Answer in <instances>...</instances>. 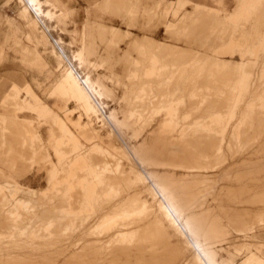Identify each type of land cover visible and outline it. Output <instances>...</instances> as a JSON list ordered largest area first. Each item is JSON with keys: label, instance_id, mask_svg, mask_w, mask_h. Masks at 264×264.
<instances>
[{"label": "rangeland", "instance_id": "1", "mask_svg": "<svg viewBox=\"0 0 264 264\" xmlns=\"http://www.w3.org/2000/svg\"><path fill=\"white\" fill-rule=\"evenodd\" d=\"M5 1L6 0H0V51L2 52L0 59V99L9 92L12 84L11 81L7 79L6 72L17 70L23 76V80L19 81V85H22L24 81L32 82V78L34 77L38 79L40 83L39 87L34 83H32V86L36 93L44 99L42 100L50 106L55 99L47 98L46 92L52 87L56 79V74H52L50 78H47L45 74L38 75L36 70L24 66L19 61V54H17L19 46H15L9 41H4V35L9 33V27L6 25L5 19H10L20 25L21 45H29L23 35L26 31V27L24 21L17 16L16 5L12 2L9 6L2 7ZM17 1L19 6H21L23 0ZM154 1L156 0H112L113 3L119 4L120 7L111 9L107 8L103 3L100 9L105 14H101L95 9H90L88 6L89 3L86 0H67V4L73 9V12L68 13L65 17L60 16L57 18L63 25H58V27L55 28L59 30L63 29V34L60 36L64 41L68 42L72 37L70 31L79 30L84 17H95L96 15H102L104 17L105 22L101 23L105 28L96 26L92 21H89L91 27L86 28L83 37L84 44L88 47L86 49V55L91 59L96 58L97 53L95 51L98 49L102 57L100 56L98 64L88 62L87 64L84 63V65H81L86 68L85 71H88L86 72L85 78L81 77L76 68L72 66L76 74L82 79L84 84L89 87L91 92L93 91L92 93L97 97L99 108L108 118H110L109 116L113 113L110 112L111 108L115 106L117 108L119 106L117 103L118 101L114 99V103H111L109 100H111L113 93L106 89L103 91V86L100 85H98V88L102 90L96 89L97 85L94 84L95 82L91 78L102 79L104 74L110 72L111 76L107 81L110 82L109 85H111V90L115 86L118 89H123V105L130 106L131 89L132 91L138 90L137 96L134 95L135 101H133L132 105H134L135 111L138 112L137 114L143 116V120H145V118H148L147 120L149 121L151 120L148 126L144 124V121H141V124L144 126L145 134H147L146 130L150 129L151 125L155 127L157 122L162 120V124L165 123L167 129H176L175 133L184 134L183 140H185L187 146L189 145L188 143L191 142L190 145L194 147L192 151H195V153L200 152L199 154L203 157L197 158V164L205 166L208 173L203 175L198 174V178H196L197 180L195 181L201 186L200 191L197 190L198 194L195 192V200L197 202L195 207L198 209V212L205 210L208 211L212 218L219 216L221 218L220 222H224V224H228L227 222H238L235 224L236 226L226 227V237L231 235H248L250 233L248 231V226L251 222H256L258 217L257 214L263 215L264 217V111L263 113H261L262 110L260 111L263 115L257 113L258 116L261 115L260 117L262 119L258 117L259 119L256 118V120L254 119L253 121L252 117H257V114L254 112H259L260 107L256 106L258 111L256 109L253 110V114L256 115L250 114L252 112L249 113L246 109L251 99H257L259 101L264 99V78L260 77L263 70L262 62H264V53L260 52L261 54L257 59H250L248 58L250 57L249 54H246L247 56L244 60H241L240 53L242 50L253 48L254 46L257 47V45L263 41L264 0H254V5L251 7L247 16L239 13L243 2L246 0H224L226 6H224L222 0H212L215 6H213L210 0H200V2L212 7H226L228 12L233 10L229 14H223L215 9L206 10L208 8L193 14V6L187 8L179 6L175 8L174 4L170 5L167 2H165L166 4L163 5L162 9L161 7L154 9ZM43 4L44 6H52L50 3L47 4L44 2ZM43 4L41 2L38 4L40 10H42L41 5ZM28 9V6L27 8H22L21 16L26 17L27 12L30 10ZM44 14L43 16L48 20H55V15L50 11H46ZM75 19H77V21ZM110 19H113V21ZM54 25L56 26L57 24L55 23ZM111 26L121 31V36L123 38L118 43L113 42L112 34L108 32ZM126 30L131 31L132 35L130 34V38L126 37V34L129 32L124 34ZM54 35H56V33ZM145 35H151L157 40H162V43L168 44L161 45V48L164 47L165 49L163 48L162 51L160 49L157 51V53L159 52L161 54H158L160 62L154 66V69L163 66L164 69L162 68L159 70L160 72L158 71L160 74L155 71L153 73L154 76L145 73L144 75H148V77L142 76V71L148 64H150L151 67L153 65L150 57L143 55V53L147 51L145 50L146 47H151V49H155L154 53L157 54L155 45L157 46L160 44H158V42H153L150 38L143 37ZM105 38H109V42H106ZM135 40L140 41L139 46L137 45L138 47H136ZM230 40L239 41L241 47L238 49V53L236 52L234 58V61H238V69H232L228 72L218 69L217 64L211 59H229L228 55L224 54V51ZM74 47L76 48L77 46L74 45ZM170 50L172 52H170ZM160 51H164L165 54ZM165 51L169 52L166 53ZM162 54L164 56H162ZM133 57L136 58L135 61L132 60ZM131 62H133L134 66V73L131 77L134 79L132 87L130 86L131 80L128 79L127 83L129 82V84L125 86L119 87V85H115L113 71L120 74L118 79L123 81L124 70L126 71V69L131 66ZM100 64H103V66L100 67ZM69 68L62 70V73L64 72L65 75ZM259 69L261 70L259 71ZM97 71L100 75L93 77L92 73H97ZM212 73H214L213 76ZM157 74L159 75L157 76ZM221 75L223 79H221ZM253 81L255 82L253 83ZM17 89L18 88L14 89V91H10L7 97L4 98V102L0 103V169L4 170L2 173L0 172V183L9 181L11 183L16 182V184L21 186L24 185V187H31L32 189H47L52 174L51 170L53 168L56 166H59V168H68L69 161L81 153L86 154L89 151L88 148H91L92 145L82 139L79 141L80 143L76 141L78 147L80 145L78 148L79 150H76L73 149L74 142L67 138L63 147L60 148L61 152L65 153V155L61 156L59 164L55 166L51 164V158L49 157L51 148L55 157L56 150L53 146L54 140L51 138L47 139L48 128L51 126L55 130V132H52L55 138L61 137L62 132L58 125L60 122L54 116L51 117L52 111H45L42 108L43 104H41L39 100L36 101L35 96L33 97L26 88L21 91ZM254 90H256V92ZM22 92L25 95H23ZM252 92L253 95L251 94ZM121 94V91H116V97H120ZM189 95L194 97L191 99ZM259 95L261 96L259 97ZM52 96L62 103L61 106H54V109H52L53 111L55 110L54 112L58 115L66 112L69 108H75L73 118H78L79 121L77 119V125L75 127H69L74 133H76V129L83 127V125L87 123L86 127L89 126L97 130L103 136V143L105 146H113V140H116V143L120 146V141L114 138L115 136L112 133V129L106 123L107 120L103 119L102 115V121H99L97 117H93L92 113L86 115L84 111H81V109L77 107V104L72 99L71 93L66 100L58 98L55 90ZM256 96L257 98H255ZM30 99L32 101H30ZM200 103L203 106H201ZM112 104H114V106H112ZM33 106L35 108H33ZM170 109L173 111H170ZM244 112H247L248 115ZM2 114L5 115L2 116ZM244 114H246V116H244ZM250 115L252 117H249ZM155 118L157 119L155 120ZM25 120H27V122H25ZM175 120L177 121L175 122ZM247 120L249 121L246 122ZM256 121L259 122L257 123ZM97 126L100 127L96 128ZM180 128L184 129L181 131ZM179 130L181 133H179ZM38 134L42 137L43 141L39 142L37 138ZM169 141V139L164 138V146L169 145ZM134 144H137V142ZM84 146L87 149H85ZM229 148L231 150H229ZM235 150L238 151L236 152ZM102 155L103 154H94L93 161L96 159V162L91 160L92 162L90 161V165L98 163V159H102L99 160L98 163L100 166L102 163L110 161L109 157L107 158L105 155ZM35 156H43L45 164L32 163L31 161ZM224 160L228 162L225 163ZM21 161L24 163L21 164ZM114 161L119 162V164L123 162V165H118V168L120 167V170L124 168V171H129L128 167H126V162L123 160L120 161L119 157ZM222 164L225 165V168L223 167L218 170L215 168V166L219 167ZM40 166H43L42 170H39ZM21 167L25 168V172H21ZM192 176L187 177L190 178ZM67 184H69V182H65L63 179L57 181L58 188L55 190L53 189L52 192L49 193L51 196L48 197L53 204H45V200L35 201L30 204L35 208V213L33 212V214L27 215L24 220H21V217L16 222L13 220H5V216H2V210H0V264H51V262L53 264H67V262L68 264H89L92 259H95L96 255V259L97 261L99 260L100 264H122V262H126L127 264H200L195 260V255L193 258L192 252L188 251V253L184 251V241L170 230L168 222L163 215H159L161 224L155 229L157 234L155 232L153 234H156V237L151 236V239L148 240L149 237H144L142 235L143 232L146 231V228L153 229V226L145 225V227H134L133 231L136 232V235L132 238L131 244H127L123 249L119 246L113 250L107 249L106 247L109 245L107 239L103 238L104 240L100 239L98 241L94 238L95 236L90 234L91 230H87L100 220H98V218L101 217L106 210H109L112 208L111 206L117 203L119 204L122 197L128 198L137 193L139 197L147 195V198H149L148 192L132 188L123 190L121 185L116 183L114 185L116 186L115 189L118 190V193L120 192L119 194L123 193L122 197L119 196L115 198L117 199L116 203L114 202L115 200L110 203V200L106 201L103 198V203H97L93 201V199L88 201L81 195L80 202L70 206L69 204L72 203L71 196L79 197L80 191L71 189ZM115 189L106 190L102 188L96 191V193H99V195L102 193V195L108 197L109 194L107 193L113 194ZM5 193L8 192L6 191ZM199 195H201V199L203 198L204 203L202 201L198 202L200 199ZM39 201L43 203L40 204ZM200 204L202 205L200 206ZM115 206L114 207L118 208L119 211L126 208L123 205ZM10 207L12 206H9V208ZM153 207L155 208V204L151 205V209H154ZM0 208L2 207L0 206ZM3 208L7 209L8 207ZM41 208H45L46 212L41 210ZM70 208L77 209L78 213L67 211ZM19 213L21 216L20 209ZM64 213L70 216L66 219L64 215H62ZM77 217H79L81 222H74V218ZM35 218L38 220H35ZM60 218L63 221H61ZM51 221H55L52 222L53 224L55 223V225H52L53 227L49 229V232H46V230H43V226ZM75 223L81 228L74 229V231L72 226L75 225ZM82 226H84L85 229ZM161 227H164L165 236L167 237L163 235V232L160 233L161 229H163ZM33 228L34 230L40 231H38V233L36 232L37 237L29 235V230ZM261 230H263V228ZM51 231L55 234L53 232L50 233ZM139 237L141 238L139 239ZM89 240L90 242H88ZM246 240L249 239L245 237L232 239L235 243ZM214 248H216L215 244ZM101 249L104 250L102 251ZM142 249L146 251L144 252ZM73 251L74 253L76 252L74 255ZM104 251L109 253H105ZM87 252H89V254ZM261 254L263 255L264 252ZM87 258H90V261ZM242 258L243 255L236 256L235 262L238 263Z\"/></svg>", "mask_w": 264, "mask_h": 264}, {"label": "bare ground", "instance_id": "2", "mask_svg": "<svg viewBox=\"0 0 264 264\" xmlns=\"http://www.w3.org/2000/svg\"><path fill=\"white\" fill-rule=\"evenodd\" d=\"M23 1L27 4L28 8L31 11H33V13L35 14L37 20L40 21L42 16L45 15V14H44V11L39 9V6H38V4H40L39 0H23ZM37 2H38V4H37ZM109 2H110V0H109ZM109 2H107V3H109ZM45 3L49 4L48 2H45ZM104 4H106V3L104 2ZM164 4H166L165 1L156 0L153 3V5L155 6L154 9H158V7H161V9H162ZM169 4L172 5L173 3H169ZM253 5H254V0H246V1H244L242 6H241V9H240L239 13L247 16L249 14V11H250V9H251V7ZM193 7H194V9L192 11L193 14L200 12V10H202V9H206V7H200V6H197V5H194ZM209 9L212 10L211 8H208L206 10H209ZM177 11H179V10H177ZM204 12H205V10H204ZM176 18H177V16H176ZM195 18H197V17H195ZM109 33L112 34V38H113V42L114 43L120 42V40L123 38L121 36V31L118 28H116V27L111 26L109 28ZM126 37L130 38V33H127ZM146 37H148V36H146ZM152 40L154 42V39H152ZM263 41H264V38H263ZM263 41L261 43H259V45H257V47L254 46L253 48L242 50L241 53H240L241 54L240 55L241 60H244L246 58V56H247L246 54H249L250 57H248V58H250V59H252V58L253 59H255V58L257 59L262 52L264 53V43H263ZM155 44H157V43H155ZM171 46H173V45H171ZM171 46H170V48H171ZM240 47H241V44L239 43V41L236 42V41L230 40L228 42L226 50L224 51V54H227L229 59H222V60L220 58H219L220 60H215L213 58L212 59L210 58V59L214 63H216L218 69H221L222 71L226 70V71L229 72L232 69L236 70V69H238V66H237V64H238L237 62L238 61L237 62L234 61V58L236 56V52L239 51L238 49ZM163 48H161V45H158L156 47V53H157V51H159V49L162 51ZM152 49H151V47H146L145 50H147V51H145V53H143V55L149 56L151 61H152V65H153L152 69L148 70L146 72V74L149 73V74L153 75V73L155 71H157V73H159L160 72L159 70H161L162 68L159 67L160 69H154L155 68L154 66L160 62V58H159V55H158L160 53L158 52L157 54H155L154 53L155 49L154 48H152ZM165 52L167 53L169 51H165ZM170 52H172V51L170 50ZM161 53H164V51L161 52ZM162 56H164V55L162 54ZM202 58H203V56H202ZM262 63H263V70H262V72L260 74V77L264 78V62H262ZM163 69H164V66H163ZM260 70L261 69H259V71ZM159 74H157V76ZM213 74L214 73H212V76H213ZM208 75H210V74H208ZM225 75H226V73H225ZM228 75H229V73H228ZM144 76L148 77V75L147 76L144 75ZM221 77H222V75H221ZM227 78H228V76H227ZM221 79H223V77ZM254 82L255 81H253V83ZM248 83H249V81H248ZM56 87H57L56 90L58 91L59 95L61 97H63L64 99H66L68 97V95L71 93L72 99L77 104V107L80 108L81 111H84L86 113V115L89 114V113L90 114L92 113L93 114L92 116L93 117H97V119H99V121H102V116H103V119L107 120L106 123L112 129V133L115 136L114 138L117 139L118 141H120V146L118 145V143H116V140L112 141L113 146H111V147L105 146L104 143H103L104 142L103 136L97 130H95V129L89 127V126L86 127L87 123L85 125H83V127L76 129V131H75L76 133H74L69 127H75L77 125L76 122H77L78 118L77 119L73 118L74 114H75V112H74L75 108L74 109L72 108L70 111H67L68 113L63 114V117H61L60 115H59L60 117L54 115V117L60 122L58 125H59L60 131L62 132V136L55 138L53 136V133H51L49 138L54 140V145L53 146H54V148L56 150L55 155L57 157L58 164L61 161V156L65 155V153L61 152L60 148L63 147V145L65 144L67 138L69 140H71L72 142H74L73 149L77 150L80 147V145L78 147V143L76 141L79 142L82 139H83V141H87L90 145H92V147L88 148L89 151L87 150L88 152L86 154L81 153V154L75 156L71 161H69L68 168H64V167L63 168H59V166H56L55 168H53L51 170L52 174H51V178H50V181H49V186H48L47 189L36 190V189H32V188L21 186L19 184H16V182L15 183H11L9 181L1 182L0 183V206L2 208H0V210H2V216H5L4 219L5 220H13V221L16 222L21 217V220H24V218L27 215H29L31 213L33 214V212L35 211L34 210L35 208L33 206H31L30 204H32V203H34L35 201H38V200H40V201L41 200H45V204L48 203V205L53 204L51 199L48 198L49 196H51L49 193L52 192L53 189L55 190V189L58 188L57 187V181H59L60 179L61 180L63 179V181H65V182H69V184H67V185L71 189H74V190L77 189V190L80 191L79 197H72L71 196V198H72L71 202L72 203L69 204L70 206L72 204L75 205V204L79 203L81 195H83V198L87 199L88 201H91L93 199V201H95L97 203H100V202L103 203L102 200L104 199L106 201L110 200L109 201L110 203L115 200L114 202L116 203L117 199H115V198H118L119 196L122 197V194H123V193L119 194L120 192L118 193V190L115 189L116 186H114V185L116 183L117 184L119 183L121 185V188H123V190L124 189H130V188H132V189H141L139 191L145 190V192H148L149 198H147V195L144 196V197H139V194H137V193L135 195L129 196L128 198L122 197L121 202L119 204L117 203L115 205H123V206L126 207L125 209H123V210L120 209L121 211H119L118 208H115L116 207L115 205H114L115 207L111 206L112 208H110L109 210H106L105 213L102 212L103 213L102 216L98 218V220L99 219L100 220L93 227H90L87 230V231L91 230L90 234L95 236L94 238L96 240H98V241L100 239L102 240L103 238L107 239V242L109 244L106 247L107 249L113 250V249L117 248L118 246L121 247V249H123V248L126 247L127 244H131L132 238H134V236L136 235V232L133 231L134 227H137V228L143 227V226L145 227V225L146 226H148V225L149 226H153V229L152 228H150V229L146 228V231H144L142 235L144 237H149L148 240L151 239V236H155L156 237L157 233L155 232V229H157L159 227V224H161V220L159 219V215H161V216L163 215V217L165 216V219L168 222L170 230H172L177 236L180 237V239H182L184 241L183 242L184 243V245H183L184 251L192 252L193 258H194V255H195V260H197V262H199L200 264H226L225 262H219L218 261L219 253L216 250V248H214V244L217 243V242L223 241L225 239V237H226V227L227 226H232V227L236 226L235 224L238 223V222L234 221L235 223L234 222L233 223L227 222L228 224H224V222H220L221 218L219 216H216V217L212 218L209 215L208 211L203 210L201 212L200 211L198 212V209L195 207V205L197 204V202L195 200V194H196L195 192H197V194H198L197 190L200 191V187L201 186H199L198 183L195 182V181L197 180L196 178H198V174L199 175L200 174L201 175L207 174L208 170H207V168L205 166L197 164V158H199V157L203 158V157L199 154L200 152L195 153V151H192L193 148H194L192 145L187 146V144L185 143V140H183L184 134L181 135V134L175 133L176 129L175 130H169V128L167 129L165 123L162 124L159 127H156L155 129L151 130L150 135L149 134H145L144 126L141 124V121H144V124L146 126H148V124L151 122V120L150 121L147 120L148 118L147 119L145 118V120H143V116L141 114L138 115L137 114L138 112H121V114H122V120L121 121H118V118H117V114L118 113L117 112H113L111 114V116H109L110 118L106 117L102 113L103 111L99 108V103L97 101V97H95V95L92 93L93 91L91 92L89 87L86 84H84L82 79L79 78V76L76 74L75 69L72 67V65H70L69 70L66 71L65 75L63 76V79L59 82V84ZM16 88H17L16 86H13L11 91H14V89H16ZM249 88H250V86H249ZM103 91H105V90L103 89ZM254 91L256 92V90H254ZM257 92H258V89H257ZM251 94L253 95V92ZM258 94H260V93H258ZM260 96L261 95H259V97ZM189 97H191V96L189 95ZM193 97H191V99ZM35 98L37 100H39L36 96H35ZM187 98H188V95H187ZM255 98H257V96ZM2 102H4V99H3ZM194 102H195V100H194ZM178 103H179V101H178ZM236 105H237V103H236ZM142 106H144V105H142ZM201 106H203V105L201 104ZM256 106L260 107L259 108V112H256V111L254 112L253 111L254 109H256ZM247 107H248V108H246L247 112H249V113L252 112L250 114H252V115H256L257 113L261 114L264 111V99H262L260 101L257 100V99H253V100L251 99ZM33 108H35V107L33 106ZM42 108L45 111H47V110L50 111V108L47 105H45V104H43ZM170 111H173V110L170 109ZM174 111H175V109H174ZM260 111H261V113H260ZM247 112H244V113H247ZM253 112L256 113V114H253ZM195 114H196V112H195ZM200 114H201V112H200ZM258 114H257V117L254 116V118H253L251 115L249 117H252L253 121H254V119L256 120V118H258V117L260 119H262L260 116L263 115V114H261L259 116H258ZM247 115H248V113H247ZM100 116H101V119H100ZM244 116H246V114H244ZM249 117H248V119H250ZM78 121H79V119H78ZM176 121L177 120H175V122ZM182 121H184V120H182ZM248 121L249 120H247L246 122H248ZM250 121H251V119H250ZM25 122H27V120H25ZM82 123H84V122H82ZM166 123H167V120H166ZM249 124H250V122H249ZM99 127L100 126H97L96 128H99ZM178 127H179V125H178ZM183 129H181V131ZM179 133H181L180 130H179ZM146 136H153L154 139L159 140V141H164V138H167V139L170 140L169 141L170 142V144H169L170 147L167 150H163L162 152H164V153H162L161 151H155V150L152 149L151 146L148 145V143L146 141V138H145ZM232 138H234V137H232ZM160 139H162V140H160ZM151 140H153V139L151 138ZM159 141H158V143H159ZM135 142H137V144H134ZM232 145H233V143H232ZM85 146H84V148H85ZM81 148H82V146H81ZM230 148H229V150H231ZM85 149H87V148H85ZM76 153H77V151H76ZM94 154H96V155L103 154L107 158L109 157L110 161L102 163V165L100 166L98 163H99V160H102V159H98L97 158L98 159V163H96L95 165H94V163L92 165H90V161L91 160L93 161V159H94V156H93ZM163 155H164V157H162ZM116 156L119 157L120 161L123 160L124 162H126V164H127L126 167H128L129 171H124L123 170L124 168L123 169L121 168V170L119 169L120 167L118 168V165L120 166V164H122L123 162H121L119 164V162H117L118 159H117V161H114L117 158ZM34 159L35 158L32 159V161H31L32 163L35 162ZM224 162H225V160H224ZM226 162H228V161H226ZM22 163H24V162L21 161V164ZM224 166L225 165L222 164L219 167L215 166V168L218 170L220 168H223ZM3 171H4L3 169H0L1 173ZM21 172H25V168L21 167ZM187 176H192V177L188 178ZM102 188L106 189V190L114 188L115 191L113 190L114 191L113 194L112 193H107L109 195H108V197H106V196L102 195V193H101V195H99V193H96V191H98V190H100ZM119 189H120V187H119ZM6 191L8 193H5ZM86 197H88V198H86ZM199 197H200L199 200L196 198L198 200V202L199 201L203 202L204 200H203V198L201 199V195H199ZM42 203L40 202V204H42ZM152 204H155V208L153 207L154 209H151V205ZM201 205L202 204H200V206ZM9 206H12V207L9 208ZM3 207H8V208L4 209ZM19 209L21 210V216H20V213H19ZM196 209H197V211H196ZM214 209H215V207H214ZM41 210L45 211V208H41ZM48 210H50V209H48ZM67 211L78 213L77 212L78 210L74 209V208H70ZM67 211H65V212H67ZM216 214H217V212H216ZM62 215H64V218H66V219H67V217L70 216L69 214H65V213L62 214ZM257 215H258V217H257L256 222H253V223L251 222L250 225L248 226V231L250 233H252L256 228L264 225V217H263V215H259V214H257ZM37 218H35V220ZM60 220H61V218H60ZM74 220H75L74 222H81L79 217L74 218ZM61 221H63V220H61ZM52 222H55V221H51V222H48V223L45 222L46 224H44V226L42 225L43 228H44L43 230H46V232H49V229L51 227H53L52 225H55V223L53 224ZM163 222H164V220H163ZM167 222H166V224H167ZM168 225H166V226H168ZM72 227H73V230H74V229H79L80 226L79 225L77 226L76 223H75V225H73ZM82 227L84 228V226H82ZM161 228H163V229H161L160 233L163 232L164 233L163 235L165 236L166 235L165 229H164V227H161ZM38 231L34 230V228L30 229L29 230V235H31L33 237H37ZM158 231H159V229H158ZM239 231H241V230H239ZM46 232H45V234H46ZM52 232L53 231H51L50 233H52ZM68 232H70V231H68ZM154 232L156 233L155 235H153ZM63 233H65V232H63ZM160 233H158V234H160ZM170 235H169V237H170ZM20 237H22V236H20ZM165 237H167V236H165ZM140 238L141 237H139V239ZM4 241H3V244H4ZM88 242H90V240ZM0 246H1V244H0ZM137 246H138V244H137ZM142 246H143V244H142ZM142 250H144V249H142ZM93 251H95V250H93ZM145 251L146 250H144V252ZM75 253L73 251V255ZM87 253L89 254V252H87ZM105 253H109V252H105ZM128 253H131V252H128ZM46 257H47V255H46ZM96 257H97V255H96ZM96 257H95V259H96ZM26 258H27V256H26ZM90 258H91V255H90ZM105 258H107V257H105ZM45 259H47V258H45ZM66 259H68V258H66ZM48 260H46V261H48ZM94 260L92 259L91 262H89V264L90 263L91 264H100L99 260L98 261H97V259L95 261ZM124 260H126V259H124ZM51 264H53V263L51 262ZM67 264H68V262H67ZM122 264H127V263L126 262H122ZM245 264H263V263H262V261L259 258L255 257V256H252L251 259H249V260H247L245 262Z\"/></svg>", "mask_w": 264, "mask_h": 264}, {"label": "crops", "instance_id": "3", "mask_svg": "<svg viewBox=\"0 0 264 264\" xmlns=\"http://www.w3.org/2000/svg\"><path fill=\"white\" fill-rule=\"evenodd\" d=\"M86 1H88V3H89L88 6L90 7V9H92V10L95 9L97 12H100L101 14H105L100 9V7L103 6L104 1L106 3L104 5L107 8L116 9V8L120 7L119 4L117 5L116 3H113L112 0H110V2H109V0H86ZM162 1H165L167 3H173L175 8H178L179 6H184V8H187V7L197 5L200 7H206V8L218 10L219 12H221L223 14H229L230 12L233 11L232 10V11L228 12V9H226V7H212V6H209L207 4L200 2V0H186V1L185 0H173V1L162 0ZM210 1L213 3V6H215L214 2L212 0H210ZM12 2H14V4L17 7L16 12H17L18 18H20L21 20L24 21L26 31L23 33V35H24L25 40L29 43V45H21V36H20L21 28H20V25H19V23L15 22L13 20H10V19H5L6 25H8V27H9V33H6L4 35V41H6V42L9 41L12 44H14L15 46H19V50L17 51V54H19V61L24 66H26L30 69L36 70L38 75L45 74L47 76V78H50L52 74H56V79L54 80L52 87L48 90V92H46V97L49 99H55V101L50 106L47 103L43 102L44 99L36 93V91L34 90V88L32 86V83H34L37 87H39V85H40L38 79L35 77L32 78V82L24 81V83L22 85H19V81L23 80V76L17 70H11L9 72H6L7 79L10 80L12 83L8 93H10L13 86H16L20 91L26 88V90L29 91L31 93V95H33V97L36 96L39 99V102L41 104H45L50 108V110L52 111L51 117H53L54 115H56L58 117H60V116L63 117V114L68 113L67 111H70L73 107L67 109V111L63 112L60 116L57 113H55L52 110V109H54V106H59V105L61 106L62 103L57 98H54L52 96L53 91L55 90L58 98L66 100L63 97H61L59 95V93L56 91V88H57L56 86L63 79L64 72L62 73V70H65V69L69 68L70 65H72L76 68V70L79 72L81 77L85 78L86 72H88V71H85L86 68L84 66H81V65H84V63L87 64L88 62L89 63H96V64L99 63L100 56L102 57V55H100L101 52L97 49L95 51L97 53V57L93 58V59L89 58L86 55L87 54L86 49L88 47L86 46V44H84L83 37H84V31H86V28L91 27L89 24V21H92L93 24L96 26L104 27V26H102L103 24L101 23V22H105L104 17L102 15H96L95 17H91V16L84 17L83 18L84 20L81 23L80 29L70 31L72 33L71 40L66 42L60 36L61 34H63V29L59 30V29L54 28V27H58V25H63L62 22H60V20H57V18H59L60 16L65 17V15H67L68 13L73 12V9L68 6L67 0H39V2H41L42 4L44 2H49L50 4H52V6L41 5V8L44 12L50 11L53 15H55V20H53V21L48 20L47 18L42 16V18L40 20L41 22L39 20H37L33 11H31L29 9H28L29 12H27L26 17L21 16L22 8H27V6H26L27 4L24 1H22L21 2L22 5L19 6V3L17 0H6L2 4V7L3 6L4 7L9 6ZM107 2H109V3H107ZM222 2L224 3V6H226L224 0H222ZM86 9H87V7H86ZM0 20H1V18H0ZM75 20L77 21V19H75ZM110 20L113 21V19H110ZM57 21H58V23H57ZM55 23L57 24L56 26L54 25ZM126 32H129L132 35L131 31L126 30L124 32V34ZM55 33H56V35H54ZM146 36L147 35H145L143 37H146ZM146 38H150L151 40L154 39V42L157 41L158 44L160 43V45L164 44V43L162 44V42H163L162 40H157L154 37H152L151 35H149ZM105 40H106V42H109V38L105 39ZM134 42L136 43V47H138L140 41L135 40ZM74 45L77 47L75 48ZM164 45H168V44H164ZM157 46H155V47H157ZM101 49L103 51H105L103 48H101ZM1 53L2 52L0 51V59H1ZM135 59H136L135 57L132 58V60H134V61H135ZM133 62H131V66H129L126 69V71L124 70V73H123L124 80L123 81L118 79V76L120 74L113 71L114 80H115L114 84L115 85H119V87L125 86L126 84H129V82L127 83V79H128V80H131L130 86L132 87V85L134 84V81H133L134 79L131 78L133 73H134ZM99 66L102 67L103 64L102 65L100 64ZM160 68H163V67H160ZM151 69H152V67L150 66V64L145 66L143 71H142V76L148 70H151ZM82 70H84V71H82ZM98 71H97V73H94V72L92 73L93 77L100 75V73H98ZM110 76H111V73L109 72L107 74H104L102 79H100V78H98V79L94 78L93 79L91 77L90 78L92 80H94V82H95L94 84L97 85L96 89H99L98 85H100V86H103V89H106V90L111 91L113 93L111 96V100H109V101L111 103H114V99H115L118 101L117 103L119 104V106L117 108H116V106L114 108L112 107L110 112H117L118 113L117 114L118 121H121L122 120L121 112H137V111H135L134 105H132V103H133V101H135L134 99H135V96H137V94H138V90L132 91V89H131V93H130L131 94V104H130V106L125 105V104L123 105L122 104V100H123V96H124L123 95V89L122 88L118 89L115 86L113 88L114 90L113 89L111 90V85H109L110 82L107 81V79H109ZM117 90L122 92L120 97H116V91ZM7 94H5L0 99V103L7 96ZM23 95H25V94L23 93ZM30 101H32V100L30 99ZM36 101H38V100L36 99ZM112 106H114V104H112ZM2 115H5V114H2ZM156 119L157 118H155V120ZM161 125H162V122L158 121L157 124L155 125V127H152V125H151L150 129L146 130V133L150 135L151 130H153L156 127H159ZM71 128H73V127H71ZM52 132H55V130L50 126V128H48L47 139L49 138V136ZM37 138L39 139V142L43 141L42 137L39 134H38ZM145 138H146V141H148V145L151 146L152 149L155 151H161L162 152L163 150H167L170 147V145L164 146L163 141L156 140L153 138V136H146ZM151 138L153 140H151ZM47 139H46V141H47ZM160 140H162V139H160ZM158 141H159V143H158ZM188 144L190 145L191 142ZM162 153H164V152H162ZM50 157H51V159H50L51 164H53V165L58 164L57 158L54 156L52 148L50 151ZM53 157H54V159H53ZM162 157H164V155ZM41 163L45 164L44 157L43 156H35V164H41ZM42 169H43V166H40L39 170H42ZM46 182H47V178H46ZM26 187H28V186H26ZM36 190H38V189H36ZM262 228H263V230H261ZM237 237H245V238H248L249 240L237 242V243L233 242L232 239L237 238ZM215 247L219 253V258H218L219 262H225L226 264H245V262L247 260L251 259L252 256H255V257L259 258L262 261V263L264 264V254L263 255L261 254L262 252H264V225L256 228L252 233H249L248 235H231V236H228L223 241L215 243ZM238 255H243V258L238 263H236L235 262L236 256H238Z\"/></svg>", "mask_w": 264, "mask_h": 264}]
</instances>
